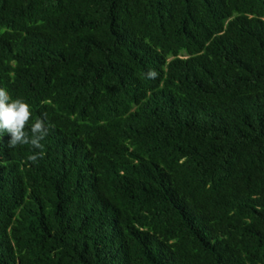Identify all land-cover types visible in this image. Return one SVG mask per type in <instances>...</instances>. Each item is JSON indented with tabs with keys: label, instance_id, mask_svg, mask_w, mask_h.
Masks as SVG:
<instances>
[{
	"label": "trees",
	"instance_id": "1",
	"mask_svg": "<svg viewBox=\"0 0 264 264\" xmlns=\"http://www.w3.org/2000/svg\"><path fill=\"white\" fill-rule=\"evenodd\" d=\"M0 88V264H264V0H0Z\"/></svg>",
	"mask_w": 264,
	"mask_h": 264
},
{
	"label": "clouds",
	"instance_id": "2",
	"mask_svg": "<svg viewBox=\"0 0 264 264\" xmlns=\"http://www.w3.org/2000/svg\"><path fill=\"white\" fill-rule=\"evenodd\" d=\"M148 77L155 78L157 73L148 72ZM30 105L22 98L12 99L6 88H0V137L4 133L10 135L8 141L9 148H15L18 145H31L33 154L27 159L36 163L44 156V145L41 143L48 134L53 125L48 121L47 113H42L34 122L30 120ZM26 129H30L29 131Z\"/></svg>",
	"mask_w": 264,
	"mask_h": 264
}]
</instances>
